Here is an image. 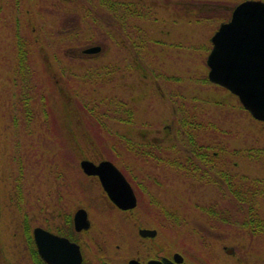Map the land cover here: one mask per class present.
Instances as JSON below:
<instances>
[{"label":"rangeland","instance_id":"1","mask_svg":"<svg viewBox=\"0 0 264 264\" xmlns=\"http://www.w3.org/2000/svg\"><path fill=\"white\" fill-rule=\"evenodd\" d=\"M80 1L36 0L32 7L36 9L39 5H43L44 9L41 12V21H38V17L35 16L37 11L32 12L30 16V2H22L21 10L18 13L20 21H22L19 27L14 25L13 18H10L11 24L8 22V17L1 21L4 25H0V264L30 263L29 247L31 243L28 244V240L23 234L21 217L11 198L7 195L9 182L12 180L9 174L14 171L15 166L13 161L14 145L17 143L24 144L23 148L26 150L23 155V158L26 156V159H23L26 184L34 183L32 195L25 197L29 199L28 206L33 205L36 208L32 220L35 222L34 226H43L45 224L44 216L51 219L49 213L53 209L54 195H50L52 200L48 201L49 205L44 201L46 195L55 189L56 184L53 181V170H49V173L44 171L38 180L33 168L39 164H33L38 159L37 154L46 153L53 159L50 153L57 151L59 155L63 154L61 158L64 165L69 166L68 163L72 161L71 179L74 182V190L77 191L79 188L83 193L79 199L85 200L89 207L90 226L87 230L80 232L87 256L90 254L89 250L93 249L95 240L101 238L99 235L110 234L112 231L111 224L103 220L105 215H109V212L99 204L101 203L98 199L100 191L96 180L84 176L77 166L78 160L75 161V159L83 157L82 153L88 155L89 144L85 141L82 131L83 122H80L78 117L75 118L74 112L68 114L67 111L71 103H67V101L69 102L68 91L64 88L61 76L50 63V58L48 59L46 54L47 49L37 46L38 44L35 42L37 35L42 36L41 40L43 41L46 40L45 37L51 40V57L61 64L62 70L67 69L65 66L68 64L74 67L89 65L93 67L92 69L95 67V70H98L99 78H95V80L92 78L91 81L94 85H84V92L112 101L120 98L127 107L132 109L133 116L130 124L107 119V127L111 131L125 133L133 141L143 138L145 144L160 143L154 148V157L145 154L139 156L132 152L120 156L126 158L129 165L136 167L139 179L142 181L136 188L138 189L139 203L145 214V218L142 220L146 225H141L140 219L138 221L140 227L156 228L159 232V239L165 240V248L179 251L189 264H264V245L261 248L250 249L252 247L248 244L250 238L237 234L235 232L237 225L231 226L232 221L217 223L215 219L212 221L213 216L205 215V209L212 205L216 206L217 204L216 208L223 207L220 205V199H224V196L215 185L203 183L193 177H186L170 167H166L164 161L154 164L156 159L165 160L172 151L181 154L178 149L180 144L177 137L174 136L178 118L174 112L175 100L173 101L172 96L176 90L172 91L167 86L169 82L174 84L175 80L173 79L176 78L173 77L166 82L163 76L165 74H157L154 70L180 75L186 80L192 75L195 78L201 77L203 74L207 76L208 67L205 64V59L211 47L210 37L222 21H219L216 28L213 21L208 22L207 25H203L202 21H196L195 15L199 12L195 13L184 8L186 0H142L155 7L159 18L157 22L143 23L142 25L150 31L155 39L162 40V44L151 45L150 56L146 61V58L140 59L134 53L130 44L126 43L123 38L118 26L94 29L90 22H83L75 30L79 34L73 38L68 37L64 32L68 29L69 22L73 20V23L76 24L77 19L80 21L85 18L86 1ZM240 1L242 0H193L191 3L193 5L210 3L208 5L213 6L212 9L216 10L215 15L217 16L228 6L233 7ZM187 3L190 4V2ZM25 11L26 13H24ZM39 22L44 26L43 31L41 30L42 32L37 34ZM99 41L102 43L99 44ZM90 45H99L101 49L96 53L87 54V57L80 58L79 56L84 54L82 49ZM20 46L25 52L29 51L26 64L35 70L38 77L42 78L37 79V87L42 88L41 91L48 101L47 107H44L39 115L38 105L34 106L32 119L28 126L26 117L24 118L19 109V98L25 88L20 82H14V80H20L16 75L18 73L13 68L21 55ZM188 47L191 48L186 50ZM148 61L156 65L157 68H152ZM45 78L47 80H44ZM43 81H50V83ZM178 86L182 87L181 84ZM181 94H184L192 102H195L194 96L200 97L199 101H201V105H204L201 109L202 116L217 122L220 127L228 131L219 134L214 133L212 129L205 128L200 133L210 136L212 141L219 142L221 140L225 145L222 158H231L229 166L231 172L248 174L253 178H258L264 184V156L261 158L247 156V149H259V153L264 150V123L253 119L248 112L246 113V110L240 108L237 97L222 87H214L210 83L202 84V86L197 84L196 89L191 86L183 88ZM208 99L212 100L209 102L219 104H205L203 100L207 101ZM64 103L68 104L67 108ZM204 109H206V113H204ZM47 112L54 118V128L50 130L51 132H49L48 122L44 116L47 115ZM14 113H16L18 122H23L24 126L26 125L25 128L31 129V132L38 136L33 139L23 137L22 125L15 126L12 123L14 122L12 121ZM68 118H71L72 121H69ZM40 122L44 125L41 126L42 129ZM64 123H69L67 132L62 129ZM80 129L82 134L79 133ZM229 131H232L231 135L228 134ZM97 133L104 141V146L111 143V138L109 137L110 140L106 139L101 130H98ZM175 144L177 146L172 147ZM107 149H104L107 151L106 154L112 155L107 158L112 160L113 151L109 149L111 151L109 152ZM234 149H240V152L234 156L230 155ZM70 152H73L74 156ZM99 153L100 150H98L95 159L102 157ZM27 155L32 156L33 164L27 159ZM142 159L143 161L151 159L153 163L150 160L143 163ZM40 165L46 167L47 170L50 169L47 160H41ZM39 190L43 195L40 194L39 197H37L38 194L33 195ZM98 195L99 197L96 198ZM80 205L84 206L78 201L72 205L70 216ZM224 205L227 206L228 203H224ZM258 205L264 215V195L259 199ZM40 209H43L44 214ZM55 213L61 215L58 210ZM113 216L117 220V226L113 232L122 233L120 240L123 247L120 257L124 258L133 252L132 242L135 241L134 238H138V235L135 228L121 222L124 214L113 209ZM59 219L60 216L54 217L56 222ZM251 239H255V237ZM124 241L127 242L126 246H124ZM255 242L256 245L263 243V241L257 240Z\"/></svg>","mask_w":264,"mask_h":264},{"label":"trees","instance_id":"2","mask_svg":"<svg viewBox=\"0 0 264 264\" xmlns=\"http://www.w3.org/2000/svg\"><path fill=\"white\" fill-rule=\"evenodd\" d=\"M85 1V18L82 19L83 21H78L77 19L76 24L73 23V20L71 19L72 21H70L69 25H67L68 29H66V31L64 32L67 33L68 37L73 38L77 36L79 32L75 30L83 22H90V24L93 25L94 29H108L109 27L118 26L120 28L121 33L123 34L122 36L125 39L126 43L130 44V46L134 50V53L137 54L140 59L146 58V61L148 60V56H150L149 53L151 50V45L162 44V40L155 39V37H153L150 31L144 28V26L142 25L143 23L157 22L159 19L156 13V9L152 4H146L142 0ZM191 1L193 0H186L185 4L187 7L185 6L184 8H187V10L194 11L195 13L198 11L199 15H195V20L198 22L202 21L201 23L203 25H207L208 22L213 21L216 28L219 21H225L230 15V6H228L226 10H223L222 13H218L216 16V10L212 9L213 6L208 5L210 3L205 2L203 4L198 3L196 5H193ZM187 2H190L191 5ZM43 10V5H39L38 8H36V16L38 17V21H41V12ZM38 26L39 27L37 30V34L43 31L42 28L44 25L39 22ZM45 38L46 40L43 41L41 40L42 36L37 35V39L35 40V42L36 44H38L37 46H43V48L47 49L46 54L48 59L50 58V63H52V66L61 76V80H63L64 88L67 89L69 94V102L67 101V103L71 102L69 104L70 108L67 111L68 114L74 112L76 116L75 118L78 117L77 119L80 120V122L82 121L84 125V127H82V131L85 135V141L87 142V144H89V149L87 150L88 155H84L83 153L81 154L80 150L81 156L95 159L98 150H100L99 154H101L102 156L111 157L112 155H107V151L104 150L105 148H108L107 150L109 152L113 151V162L118 167H120L129 178H131L132 180H138L137 184H139L140 182L142 183V181H140L139 179V175L137 174L138 171H136V167L129 165V161L126 158L120 156L122 154L132 152V154L139 156H143V154H145L154 157V148L160 145V143L153 142L154 144H145L143 142V138H141V140L133 141L125 133H120L115 130L111 131L110 128L107 127V119H113L114 121H117L119 123L130 124L133 116L132 109L130 107H127L124 101L120 98L113 99L112 101L111 99L105 97H95L84 92V85H94V83L91 81L92 78L93 80H95V78H99L98 70H95V67L94 69H92L93 67L89 65H80L74 67L70 64L65 66L67 69L62 70L61 64H58L56 59L51 57V40L48 37ZM101 43L102 42L99 41V44ZM22 48L23 47L20 46L19 51L21 55L20 57H18L17 64H15V66L13 67L14 70L18 73L16 74L18 75L17 78H19L21 81L14 80V82H20L22 84V87L25 88V91H22V95L19 98V109L21 110L20 112L23 114L24 118H27H25V120L27 121L25 122L28 126L30 123L29 121L32 119L34 106L36 107L38 105L39 115V113L43 111L44 107H47L48 101L43 91H41L42 88L37 87V79L40 77L37 76V73L34 69L30 68V66L26 64L29 57V51L25 52ZM190 48L191 47H188L186 48V50ZM200 48L205 50L203 47ZM87 56V54H83L79 57L81 58ZM148 64H150L152 68H157V66L153 65L152 62L148 61ZM81 69L83 70L82 72ZM154 72L157 74H165L163 76L166 82L169 81V79H173V77L176 78L173 79L175 80L174 84L169 82L167 83V86L172 91L176 90L174 93L175 97L172 96V98H174L173 101L175 100L174 112L176 113L178 118L176 120L177 128L174 131V136L177 137V141L180 144L178 149H180L181 152L180 154L179 152L172 151L171 155L166 157L165 160L161 158L156 159L157 161H154V164H158V162L164 161L163 163L166 165V167H170L174 171H177L178 173L183 174L186 177H193L196 178V180L198 181H203V183L215 185L217 189L223 194L222 196H224V199H220V205H223V207L218 206V208H216L217 204L216 206L212 205L209 208L205 209V215L208 217L213 216L212 221L215 219L217 223H221L222 221H232L231 223L233 224L231 226L237 225V228H240H236L235 232L237 234L250 238L248 241V244L252 246L250 249L253 250L254 248L258 247L261 248L262 245H264V215L261 212L258 203L259 199L264 195V184L258 178H253L248 174L231 172L229 168V166L231 165V158H222L223 152L225 150V145L222 144L221 140L219 142L212 141V139H210V136H206L200 133V131L205 128L212 129L214 133L219 134L227 133L228 131L226 129H223V127H220L217 122L211 121V119H209L208 117L202 116L203 111H201V109L204 105H201V101H199L200 97L194 96L195 102H192L189 101L184 94H181V92H183V88L191 86L196 89L197 84H200L202 86V84L210 83L214 87L221 86L209 82L207 76L204 74L198 78H195L192 75L189 79L186 80L185 78L183 79L182 77H180V75L177 76L167 74L160 70H154ZM44 80L47 79L45 78ZM45 82L48 84L50 83V81ZM178 84H181L182 87L180 88ZM222 89L224 88L222 87ZM209 100L210 99H208L207 101H203L205 104H214L213 102H209ZM73 102L74 104H72ZM67 103H64L66 108L68 106ZM16 106L17 105L15 104V107ZM239 107L243 108L240 103ZM48 113L49 112H47V115L44 116L46 118L45 120H47L48 122L49 132H51L50 130H53L54 128V118L50 113ZM204 113H206V109H204ZM68 120L72 121L71 118H68ZM12 121H14L12 123L15 126L22 125L23 137H29L33 139L35 136H38V134L34 135V132H31V129L25 128L26 125L24 126L23 122H18L16 113H14ZM69 123H64V127H62L64 132L68 131L67 127ZM41 126H44L42 122H40V128L42 129ZM98 130H101L103 132V135L106 139H109V137L111 138V143H109L108 146H104V141L100 138V135L97 133ZM79 133H81V129ZM231 133L232 131H229L228 134L231 135ZM23 145L24 144L19 143L14 145L15 149L13 151V161L15 166L14 171L9 174V177L12 180L11 182H9L10 186L8 187L9 190L7 191V195L11 198L12 202L15 205V208L17 209V212L21 217V221L23 224V234L26 236L28 244L31 243L30 247H28L30 253L34 255V264H45L37 256L35 247L32 245L31 231L33 226L35 225V222H33L32 220L34 219L36 208L33 205L28 206L30 202L29 199L25 197L26 195H32V185H34V183L32 185L26 184V172L23 162V159H26V156H24L23 158V155L26 150H24ZM174 146L177 145H172V147ZM247 151V156H249V158L252 156H259L261 158L262 156H264V150L262 151V153H259V149L252 148L247 149ZM239 152L240 149H234L230 153V155L233 154L234 156L237 155ZM63 153H65V151ZM72 153L70 152V154L74 156ZM48 155L49 154L46 153H42V155L37 154L38 159L35 160V163L34 161H32V156L27 155V159H29L32 164L34 163L33 165L39 164L34 166L33 168L36 173L35 177L38 180H40L39 176L44 171H48V173L50 172L49 170L54 171L53 181L55 182L56 186L55 189L48 194L49 199L48 195H46V200L44 201L46 204L49 205L50 203L48 201L52 200L50 195H54V199L52 200L53 209L49 213L51 219H48V217L44 216L43 218L45 224L41 225L56 233L62 235H70L71 233H73L70 223V208L77 201L83 203L84 206L88 205L85 200L79 199L81 195H83L79 188L76 187L77 191L74 190V182L71 179V167H73L72 161L68 163L69 166L67 164L64 165L62 163L63 159L61 158L63 154L61 153V156L58 154L57 151L50 153L53 159L50 158ZM41 160H47L50 169L47 170L46 167L40 165ZM76 160H78V158L75 159V161ZM149 160L153 163L151 159ZM145 161H143V163ZM41 193L42 192L39 190L33 193V195L38 194L37 197H39L43 195ZM224 203H228V205L225 206ZM230 206L231 208H229ZM41 207L43 208V206ZM42 210L40 209V211ZM57 210L61 212V215L55 213L57 212ZM56 216H60V219L57 222L54 220V217L56 218ZM254 237L255 239H251ZM255 240L263 241V243L260 245H256Z\"/></svg>","mask_w":264,"mask_h":264},{"label":"water","instance_id":"3","mask_svg":"<svg viewBox=\"0 0 264 264\" xmlns=\"http://www.w3.org/2000/svg\"><path fill=\"white\" fill-rule=\"evenodd\" d=\"M210 41L211 48L206 56L208 80L235 94L253 118L264 121V1L243 0L236 4L229 19L219 24ZM100 48L92 45L83 52L96 53ZM79 167L84 174L97 176L107 196L118 207L126 209L135 205L131 186L112 161L81 158ZM73 224L76 230L89 227L84 208L74 212ZM154 232L140 229L142 235H153ZM32 235L45 262L80 264L79 247L68 238L40 226L33 228ZM174 256L177 262L182 260L179 253ZM165 261L170 264L168 259Z\"/></svg>","mask_w":264,"mask_h":264},{"label":"flooded vegetation","instance_id":"4","mask_svg":"<svg viewBox=\"0 0 264 264\" xmlns=\"http://www.w3.org/2000/svg\"><path fill=\"white\" fill-rule=\"evenodd\" d=\"M36 0H0V25L2 24L1 21L2 19L8 17V22L9 24L12 23L10 21V18H13V23L17 27L20 26V17L18 15L19 11L21 10V3H26L30 2L29 4V14L30 16L32 15V12L35 13L36 9L35 7H32L33 3L35 4ZM8 13V14H7ZM26 13V11L24 12ZM36 16V15H35ZM22 18V17H21ZM8 25V24H7ZM13 25V26H14ZM2 27V26H1ZM147 158V157H146ZM149 160V159H148ZM146 160V161H148ZM125 178L131 185L134 195H135V205L132 206L131 208H120L110 198L107 196V194L104 192L102 189L99 180L96 176H93L96 182L98 183V188L100 191V197L99 195L96 196V198L99 199V203L107 212H109V215H105L104 221L108 222L112 226V231L110 234H104V235H99L101 238L98 240H95V244L93 245V249L89 250L90 254L87 256L86 250H85V243L81 237L80 232L83 230H76L73 224V215L74 212H72L70 216V223L71 227L73 230V233L70 235H62L66 238H68L70 241L76 243L79 247L80 253H81V262L80 264H129L131 260L132 264H168L165 259H168L170 261V264H187L184 256L183 259L180 262H177L175 259V252L177 250H167L165 248V240L159 239L158 235L159 232L156 228L153 227H145L146 229L149 228V230H154L153 235H142L140 233V229L144 227H140L141 225H146L144 224L143 220L145 218V214L143 213V208L141 207V204L139 203V197L137 193V182L138 180H132L129 178L126 174H124ZM83 206V205H82ZM86 211H87V217L89 222H91V217L89 215V207L88 206H83ZM113 209L124 214L122 217L121 222L127 225L132 226L133 228L136 229V234L138 235V238H134L133 244V252L129 253L126 257L121 258L120 257V252L122 250L123 244L120 240L122 233L121 234H116L114 233V229L117 226V220L113 216ZM141 219V225L138 221ZM118 232V231H117ZM119 236V239H118ZM94 239L96 238V235L93 237ZM124 246L127 245V242L124 241ZM32 245L35 247V251L37 253V256L40 258L42 262L45 264H49L45 262L39 255L37 251V247L35 245L33 236H32ZM179 252V251H178ZM30 263L29 264H34V255L30 253ZM33 259V260H32ZM10 264V263H9Z\"/></svg>","mask_w":264,"mask_h":264}]
</instances>
